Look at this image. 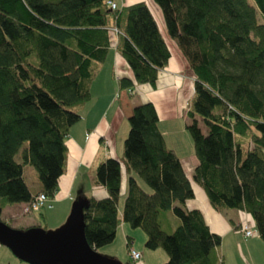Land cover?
Wrapping results in <instances>:
<instances>
[{"label": "trees", "instance_id": "16d2710c", "mask_svg": "<svg viewBox=\"0 0 264 264\" xmlns=\"http://www.w3.org/2000/svg\"><path fill=\"white\" fill-rule=\"evenodd\" d=\"M151 1L167 41L144 1L110 10L106 0H0V215L5 205L29 202L39 192L48 206L64 171V139L90 97L112 29L133 74V81L118 79L120 89L153 86L173 40L193 75L183 126L196 163L187 177L157 127L154 105L133 106L122 142L121 220L143 231L147 249L164 252L161 264H224L220 236L184 204L195 184L213 210L243 211L264 244V0ZM24 164L37 173L33 195ZM121 175L119 160L105 158L94 183L106 196L81 201L83 235L94 250L114 238ZM163 211L178 220L170 232L160 226Z\"/></svg>", "mask_w": 264, "mask_h": 264}, {"label": "crops", "instance_id": "0c3cea01", "mask_svg": "<svg viewBox=\"0 0 264 264\" xmlns=\"http://www.w3.org/2000/svg\"><path fill=\"white\" fill-rule=\"evenodd\" d=\"M138 1L146 2L156 20L160 33L166 40L167 35L158 8L149 5L147 0H118L114 2L116 8H120ZM108 27H113L111 19L108 22ZM119 37V32H110L105 58L89 84L90 97L80 109V118L69 127L64 139L66 147L64 171L58 178L53 197L48 199V206L45 207L48 209L44 218V228H47V231H55L66 223L69 209L65 212L67 203L64 201L69 200L74 204L87 199L88 197L85 198V195L94 198L106 196L105 188L94 183V171L98 163L107 157H114L121 163L122 175L119 195L120 197L124 196L126 173L122 165V142L128 129L127 119L131 114L132 107L137 104L149 101L154 105L158 119L157 127L163 135L166 146L172 149L179 158L187 177H190L195 166L196 159L192 143L184 134L185 131L179 123V119L182 118L184 124L185 109L193 92V75L186 60L180 51L170 43V57L167 64L158 72L153 86L135 83L130 91L120 89L118 79L126 77L133 81V74L116 49ZM171 124H175L176 127H170ZM83 182L89 183L86 191H83L81 187ZM137 183L139 184V182ZM27 187L32 195L37 193L40 188L38 179L32 187L29 185ZM191 188L193 197L185 202L184 207L186 209H198L208 229L220 236L219 252L223 263H231L227 258L230 254L233 260L239 261V264H256V260L259 259L258 253L264 256V247L260 244L259 241L261 240L258 236L256 237L259 240L242 236L240 222L246 217L245 213L236 209H225L217 212L210 207L204 193L198 186L191 184ZM74 197L76 198L72 199ZM23 205L24 202L5 205L1 210V219L8 220L11 227L19 230L30 225L41 228L36 221V216L33 215V211L26 214L22 213ZM121 211L122 206L117 201L115 234L125 235L127 228L121 220ZM161 213L163 212H160L158 216L159 223L161 215H163L162 219L167 222V227L161 228L170 232L172 228L177 226L178 220L168 214L171 213L170 211L166 214ZM105 247H102L101 250H106ZM96 251L98 252V250ZM136 251L140 254V258L135 261L129 260L132 264H150L145 257L148 258V256L153 255L152 253H146L143 258V250L141 252ZM156 251L154 250L153 253ZM156 255V264L165 261L166 255L163 251L161 254L157 252ZM258 264L260 263L258 262Z\"/></svg>", "mask_w": 264, "mask_h": 264}, {"label": "water", "instance_id": "95a60500", "mask_svg": "<svg viewBox=\"0 0 264 264\" xmlns=\"http://www.w3.org/2000/svg\"><path fill=\"white\" fill-rule=\"evenodd\" d=\"M81 205L75 202L66 223L52 232L38 227L19 230L0 221V244L27 264H120L86 243Z\"/></svg>", "mask_w": 264, "mask_h": 264}, {"label": "rangeland", "instance_id": "374dc122", "mask_svg": "<svg viewBox=\"0 0 264 264\" xmlns=\"http://www.w3.org/2000/svg\"><path fill=\"white\" fill-rule=\"evenodd\" d=\"M114 1L117 2L118 0H114ZM147 1H148L149 5H151L152 7L155 6V8H157V6L151 0H147ZM248 2L253 3L252 0H248ZM260 20H261V18H260ZM170 42H172V44L175 46V43H174L173 40L172 41L170 40ZM191 97H190V99H191ZM179 123H180L181 128L185 131L184 134H186L187 138L191 141L188 132L185 130V128L183 126L184 124H183V119L182 118L179 119ZM199 126H200V128H202V131L205 132V127H204V125L202 124L201 121H199ZM170 127L173 128V127H176V126H175V124H171ZM24 145H25V143H24ZM24 145H22L20 147L19 151L17 152V154L15 156V159L18 162L21 161L20 160V154H21V151H22ZM182 145L184 147V144H182ZM23 178H24V181L27 183V185H29L30 187L33 186V183H37V173H36L35 169L31 165H29V164H24L23 165ZM137 182H139V184L141 185V187H143L144 190H148V188L146 187L145 183L141 179L137 178ZM192 185L197 186L195 184H192ZM81 187L83 188V191H86V189L89 187V183L83 182V183H81ZM87 197H89V196L85 195V198H87ZM75 198L76 197H74L72 199H75ZM123 198H124V196L120 197V195H118V200L117 201L119 202V204H121V206H122ZM64 202L67 203L65 205V212L68 211V209H69V212H70L71 207L73 205L72 204L73 202H71L69 200L68 201H64ZM46 210H48V209H45V208L38 209L37 211H33V215L36 216V221H37L39 227H41V229L43 228V230L45 232H51V231H47L48 230L47 228H44V218H45ZM166 212L168 213L169 211H163V213H161V214H166ZM168 214L170 216H172L173 218H176V217H174L172 215V213H168ZM162 217H163V215H161V217H160V223H161L160 225L164 229L165 227H167L166 226L167 222H165V220L162 219ZM176 220H177V218H176ZM3 221L7 225L10 224L8 222V220H6V219H3ZM248 221H249L250 226L253 227L252 221L250 219H248ZM45 222H46V220H45ZM125 226L127 228V233L125 235L127 236V238L130 241L129 242V247L131 249H133V250L135 249V251L139 250V252H141L143 250V252H144L143 253V258L146 255V253H152L153 255L148 256V258L145 257L146 261H148V263H150V264H156V262H157V260H156L157 259V255L156 254H157V252H159L161 254L160 249H152V250L151 249H147L144 246L145 234L143 233V231L140 228H138V227L132 228L128 224H125ZM117 231H118V229H117ZM125 235L120 234V233H116L114 235L113 240L110 243L97 248L99 255H101L102 257H104L107 260L114 261V262H117V263H120V264H124V263L132 264L129 261L131 259H129V255H128V252H127L126 236ZM250 238H257V237L255 235H253ZM257 240H259V239L257 238ZM259 242L264 247V244L261 241H259ZM102 247H105L106 250H101ZM154 250H157L156 253H153ZM257 257L259 259L256 260V264H258V262L260 264H264V256H262V254L258 253ZM227 258L231 262L230 264H239V261L236 260V259L233 260L232 256L230 254H228ZM133 263H136V262H133ZM0 264H26V263L23 262V261H20L19 259H17L4 245L0 244Z\"/></svg>", "mask_w": 264, "mask_h": 264}, {"label": "built area", "instance_id": "2783aa9c", "mask_svg": "<svg viewBox=\"0 0 264 264\" xmlns=\"http://www.w3.org/2000/svg\"><path fill=\"white\" fill-rule=\"evenodd\" d=\"M106 5L109 9L114 10L116 9V4L113 0H106ZM113 31L117 32L115 28L112 29ZM47 205V197L42 193L39 192L34 195V197L29 201L26 202L22 207V213H28L30 211L41 209ZM240 231L244 238L250 237L256 234V230L254 227H251L249 224L248 219L245 217L242 219L240 223ZM129 257L132 260H137L140 257V254L129 248L128 249Z\"/></svg>", "mask_w": 264, "mask_h": 264}]
</instances>
